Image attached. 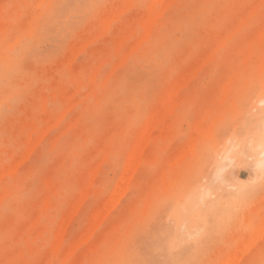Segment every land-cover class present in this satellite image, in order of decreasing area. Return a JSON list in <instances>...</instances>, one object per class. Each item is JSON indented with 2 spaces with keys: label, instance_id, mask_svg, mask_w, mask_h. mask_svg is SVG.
<instances>
[{
  "label": "rangeland",
  "instance_id": "1",
  "mask_svg": "<svg viewBox=\"0 0 264 264\" xmlns=\"http://www.w3.org/2000/svg\"><path fill=\"white\" fill-rule=\"evenodd\" d=\"M167 1L0 0V264H264V0Z\"/></svg>",
  "mask_w": 264,
  "mask_h": 264
},
{
  "label": "bare ground",
  "instance_id": "2",
  "mask_svg": "<svg viewBox=\"0 0 264 264\" xmlns=\"http://www.w3.org/2000/svg\"><path fill=\"white\" fill-rule=\"evenodd\" d=\"M127 2V1H126ZM129 2V1H128ZM131 3V2H130ZM167 4H168V1L167 0H153V2H152V4L150 5V10H149V16H148V19H147V22H146V28H148V30L149 29H151L152 27H154L156 24H157V22H158V19L160 18V16L162 15V13L164 12V9H165V7L167 6ZM131 5V4H130ZM128 7H129V4H128ZM128 7H126V8H128ZM121 9V8H120ZM114 11V10H113ZM116 11V10H115ZM113 13V12H112ZM122 14V13H121ZM117 15V14H116ZM116 15H115V18H116ZM111 16V15H110ZM118 16V15H117ZM110 18V17H109ZM144 18V17H143ZM111 20V19H110ZM110 20H106V22H108V24L110 23ZM108 29V28H107ZM150 31V30H149ZM261 31V30H260ZM149 33V32H148ZM222 36H223V34H222ZM262 36H263V34H262ZM147 37V36H146ZM148 38V37H147ZM90 39V38H89ZM121 40V39H120ZM143 40V39H142ZM141 40V41H142ZM122 42H123V40H122ZM89 43V42H88ZM120 43H121V41H120ZM118 44V45H120L121 46V44ZM260 43H261V40H260ZM87 44V43H86ZM83 45V44H82ZM86 46H84V48H85ZM254 47H255V45H253V44H249L248 45V51L250 52V53H253L252 51H254ZM84 48H83V50H84ZM119 48V47H118ZM134 48H137V46L135 45V47ZM129 49V48H128ZM196 51V50H195ZM198 51V50H197ZM200 51V50H199ZM78 52V51H77ZM99 53V52H98ZM130 53H131V51H130ZM130 53H128L127 52V54L128 55H130ZM199 53V52H198ZM78 54V53H77ZM76 54V55H77ZM75 55V56H76ZM128 55H124V59H126L127 58V56ZM94 56V55H93ZM99 56V55H98ZM97 56V57H98ZM96 57V58H97ZM126 57V58H125ZM75 58V57H74ZM171 58V57H170ZM211 58H212V56H211ZM124 59H122L123 60V62H124ZM71 61V60H70ZM75 61V60H74ZM158 62V61H157ZM89 63H90V61H89ZM120 63V65H121V63L122 62H119ZM118 63V64H119ZM207 63V62H206ZM118 64L117 65H115V67L116 66H118ZM203 64V63H202ZM212 64V63H211ZM97 66V65H96ZM100 66V65H99ZM102 66V65H101ZM202 67V66H201ZM200 67V68H201ZM71 68V67H70ZM77 68V67H76ZM117 68V67H116ZM115 68V69H116ZM196 68V67H195ZM114 70V69H113ZM190 70H196L195 72L197 73V71H198V69L196 68V69H194V68H190V69H188V71H190ZM187 71V72H188ZM97 72V71H96ZM114 71H112V73H113ZM183 72V71H182ZM186 72V71H185ZM178 73V72H177ZM191 73H192V71H191ZM193 73H194V71H193ZM192 73V74H193ZM94 74V73H93ZM186 73H184V75H182L181 74V76H183V77H185V76H187V74H188V76L190 75L189 73H187L186 75H185ZM191 74V75H192ZM95 75V74H94ZM93 75V76H94ZM177 75V74H176ZM190 75V76H191ZM109 76H111V73H110V75ZM180 76V77H181ZM187 76V77H188ZM190 76H189V79H190ZM95 77V76H94ZM109 78V77H108ZM108 78H106V79H108ZM95 78H93V80H94ZM178 80L180 79V78H177ZM188 79V80H189ZM192 79V78H191ZM177 80V81H178ZM188 80H184L185 82H184V84L186 85L187 84V82H188ZM106 82V81H105ZM179 82V81H178ZM178 82H177V86L179 85V86H182L183 84L182 83H180V84H178ZM181 82V81H180ZM182 84V85H181ZM196 84V83H195ZM61 85H62V83H61ZM190 87H192V86H190ZM180 87H178V88H176L175 87V89H177V90H175L174 89V92L176 91V93H178L177 91H178V89H179ZM192 90V89H191ZM174 92H172V93H170L171 95H170V97H168V99L164 102V108H163V110L161 109V108H158V109H160L159 111H161V112H158V110L156 111V112H158V113H161V115L160 114H158V113H155L154 115H160V116H153V119H150L149 120V122H148V124H147V126L145 127L146 129L144 130V132H146V134H145V138H143V140H145V142H144V144L145 145H148V142H149V140H151V139H153L154 137H155V133H154V130H158L159 131V129H161L164 125H165V123H166V119L169 117V115H172L174 112H175V110H176V107H177V105H178V100H177V98L175 97L177 94L176 93H174ZM71 93V92H70ZM166 92H164V94H165ZM63 99V98H62ZM165 100V99H164ZM158 107H160V106H158ZM68 110H70L69 108H67L65 111H68ZM45 111V110H44ZM64 111V113H66ZM63 117H64V114H63ZM62 116L60 117V118H63ZM44 118H46V117H44ZM60 118H58L59 119V121H60ZM78 120V119H77ZM58 122V121H57ZM56 122V123H57ZM77 122V121H76ZM151 122V123H150ZM56 123H54V125L56 124ZM59 123V122H58ZM57 123V124H58ZM48 124H49V122H48ZM52 124V123H51ZM56 124V125H57ZM55 125V126H56ZM51 127L49 128L48 127V129H51L52 128V125H50ZM92 127V126H91ZM150 127V128H149ZM192 128V127H191ZM93 129V128H92ZM167 129V128H166ZM127 130V129H126ZM193 130V129H192ZM45 131H48L47 130V128H46V130ZM122 131V130H121ZM128 131V130H127ZM44 135L47 133H45V132H42ZM40 134V137H41V140H42V138L44 137V135L43 134ZM94 133V132H93ZM159 133V132H158ZM41 135H43V137L41 136ZM31 136V135H30ZM29 136V137H30ZM195 136V135H194ZM31 138V137H30ZM29 138V139H30ZM38 138H39V136H38ZM36 139L35 140V146H36V144L38 143V140L39 139ZM191 138V137H190ZM194 138V137H193ZM192 139V138H191ZM41 140H39V141H41ZM141 141H142V139H140ZM197 140V139H196ZM230 140V139H229ZM147 143V144H146ZM150 143V142H149ZM192 143V142H191ZM191 143H189V144H191ZM227 143V142H226ZM30 146V150L28 149L27 151H28V153H27V156H29L30 154H31V152L33 151V148L35 147V146ZM143 144L140 142V144H139V148H140V150H138V152L136 153L135 151H133V152H131L130 153V155H132V157L134 156L132 153H134L135 155H136V159L135 160H137V159H139L140 158V160H141V156L139 157V155L137 156V154H141L142 153V147H140V146H142ZM159 146V145H158ZM195 146V144L193 145V147ZM193 147H191L192 149H193ZM32 148V149H31ZM186 148V147H185ZM190 148V149H191ZM191 149V150H192ZM134 150H137V148H135ZM148 150V149H147ZM183 150H184V148H183ZM186 150V149H185ZM225 152H224V156H223V158L224 159H226V161H232V160H234V159H237L238 157H240L241 156V154H243V153H245V151L246 150H248V151H251V154L254 156V158H255V160H256V162H257V165L258 166H260V167H263L264 166V134L263 135H260L258 138H256L255 140H252L247 146H246V144H244L239 138L238 139H236V140H233L232 141V143L228 146V147H225ZM141 153H140V152ZM104 152V151H103ZM189 152V151H188ZM222 154V153H221ZM216 155H218L217 153H216ZM25 156V155H24ZM23 156V157H24ZM149 156V155H148ZM221 156V155H220ZM139 157V158H138ZM18 159L17 160H20V158L19 157H17ZM24 158H27V157H24ZM244 158V157H243ZM220 159V158H219ZM249 159V158H248ZM26 160V159H25ZM135 160H130L131 162H129L128 164H130V165H132V164H137V162H135ZM140 160L138 161V162H140ZM22 161H24L23 160V158H22ZM105 161V160H104ZM224 161V160H223ZM135 162V163H134ZM219 162H221V161H219ZM22 163V162H21ZM132 163V164H131ZM14 164H16V163H14ZM17 164H20V161L17 163ZM140 164V163H139ZM231 164V163H230ZM230 164H227V165H224L225 167H220V166H218V170H220L221 172H225L228 176H231L232 175V173H231V171H229V166H230ZM138 165V164H137ZM229 165V166H228ZM101 166V165H100ZM136 166V165H135ZM257 166V167H258ZM16 167H18V165L16 166ZM16 167H12L13 169H15V171H16ZM130 169V168H129ZM129 169H128V167L125 169L126 171H124L123 173H126V174H124V175H122V177L124 178H126V177H128L129 176V174L131 175V173L132 172H134V171H129ZM133 170H136L134 167L132 168ZM131 170V169H130ZM14 170H12V172H15ZM127 171L128 172H130L129 174L127 173ZM220 171H219V173H220ZM2 172V171H1ZM1 172H0V174H1ZM10 174H13V173H10ZM217 175H218V173H216ZM5 175V174H4ZM3 175V176H4ZM14 175V174H13ZM125 175H127V176H125ZM215 175V174H214ZM130 177V176H129ZM128 177V178H129ZM2 178V177H1ZM0 178V179H1ZM94 178V177H93ZM122 178V181H124L123 183H122V181L121 182H119V183H122V184H124L125 182H126V180L127 179H123ZM130 179V178H129ZM94 180V179H93ZM216 181V180H215ZM121 184V185H122ZM126 184H127V182H126ZM125 185V184H124ZM118 187H116L115 188V190H114V192L115 191H117V189L119 188V187H121L119 184L117 185ZM126 187V190H127V186L125 185V186H123V189ZM234 187V186H233ZM156 188V187H155ZM119 189H121V188H119ZM118 189V190H119ZM157 189V188H156ZM90 190V189H89ZM122 190V189H121ZM209 190V189H208ZM86 191V190H85ZM122 192H124L125 193V190H122ZM120 193V191L118 192L117 191V195ZM84 194H85V197H86V195H88V194H86L85 192H84ZM115 193H113L112 194V196L111 197H109L108 198V200L111 198V200L113 201V202H115L114 200H118V198L120 199L124 194L123 193H120L118 196H115L114 195ZM123 194V195H122ZM208 195H209V193H207ZM207 194H206V196H207ZM83 196V195H82ZM120 196V197H119ZM210 196V195H209ZM114 197H116V199L114 198ZM118 197V198H117ZM114 199V200H113ZM111 200H109V203L107 202V206L105 207L106 208V211L107 210H109V211H111L110 209H111V207L112 206H114L115 207V204L116 203H118V201L117 202H115L114 203V205H112L111 207H108V204H109V206H110V203H112V201ZM203 202V201H202ZM113 204V203H112ZM78 205V204H77ZM104 205V204H103ZM77 207V206H76ZM108 207V208H107ZM46 208H48V207H46ZM104 208V207H103ZM104 208V209H105ZM102 211H104L103 209H102ZM105 211V212H106ZM72 212H74V211H72ZM71 212V213H72ZM76 213V212H75ZM74 215V214H73ZM72 216H69V218H67V219H70ZM67 219H65V221L67 220ZM68 221V220H67ZM65 224V223H64ZM67 225V224H66ZM65 225V226H66ZM161 225V224H160ZM159 225V226H160ZM262 225H263V228H264V223H262ZM64 226V227H65ZM63 227V226H62ZM67 227V226H66ZM264 230V229H263ZM62 231H64V230H62ZM88 231V230H87ZM90 231V230H89ZM92 232V231H91ZM90 232V233H91ZM93 232H94V230H93ZM92 232V233H93ZM61 233H63V232H61ZM65 233V232H64ZM89 233V234H90ZM86 234V233H85ZM87 235V234H86ZM92 234H90V235H87L88 237L89 236H91ZM61 236V235H60ZM62 237V236H61ZM87 237V238H88ZM87 238H85L84 239V237H83V239L81 238V240H86ZM61 238H59V240H60ZM76 240V239H75ZM58 242V241H57ZM78 242V241H77ZM77 242H75V243H77ZM83 242V241H82ZM75 243H73L72 242V248L74 247V245H75ZM59 244H60V241H59ZM78 244H79V242H78ZM82 244V243H81ZM95 244V243H94ZM247 244V243H246ZM254 244V243H253ZM249 245H252V244H247V246H249ZM77 246V245H76ZM241 246V245H240ZM246 246V245H245ZM246 246V247H247ZM77 247H79V246H77ZM72 248H70L71 250H73L74 248H76V247H74L73 249ZM93 248V247H92ZM239 248H241L242 249V251H244L243 249H244V247L243 246H241V247H239ZM75 250V249H74ZM74 250L72 251V253L71 254H73L74 253ZM240 250V249H239ZM247 250V249H246ZM67 251V250H66ZM248 251V250H247ZM57 252V251H56ZM245 252V251H244ZM234 253V252H233ZM236 253V252H235ZM242 253L243 252H241V256L240 257H242ZM239 254V252H237V254H235V255H238ZM82 256V255H81ZM231 256H233V255H231ZM231 256L230 257H228V258H231ZM226 257V256H225ZM199 258V257H198ZM216 258V257H215ZM233 258V257H232ZM232 258H231V260H228V261H230V262H228L227 264H232ZM235 259H233L234 260V263L235 262H237V261H235L237 258H236V256L234 257ZM79 259V261H80V258H78ZM214 259V258H213ZM239 259L240 258H238V262H239ZM77 260V259H76ZM224 260H226L227 261V259H224ZM74 261V260H73ZM226 261H224V263L226 262ZM232 261V262H231ZM192 262V261H191ZM237 262V263H238ZM224 263H222V264H224ZM233 263V264H234ZM237 263H235V264H237ZM159 264H178V261H175L174 263H169V262H160ZM201 264V263H200ZM226 264V263H225Z\"/></svg>",
  "mask_w": 264,
  "mask_h": 264
}]
</instances>
